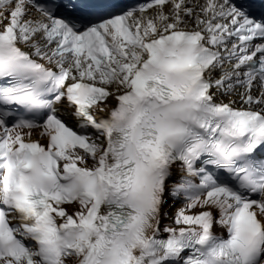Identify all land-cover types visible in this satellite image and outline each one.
<instances>
[{
	"label": "snow or ice",
	"instance_id": "6c2138e0",
	"mask_svg": "<svg viewBox=\"0 0 264 264\" xmlns=\"http://www.w3.org/2000/svg\"><path fill=\"white\" fill-rule=\"evenodd\" d=\"M0 264H264V0H0Z\"/></svg>",
	"mask_w": 264,
	"mask_h": 264
},
{
	"label": "bare ground",
	"instance_id": "6f19581e",
	"mask_svg": "<svg viewBox=\"0 0 264 264\" xmlns=\"http://www.w3.org/2000/svg\"><path fill=\"white\" fill-rule=\"evenodd\" d=\"M171 204V203H170Z\"/></svg>",
	"mask_w": 264,
	"mask_h": 264
}]
</instances>
